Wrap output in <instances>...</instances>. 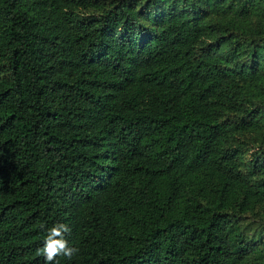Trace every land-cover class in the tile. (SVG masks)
Returning a JSON list of instances; mask_svg holds the SVG:
<instances>
[{
	"label": "trees",
	"instance_id": "1",
	"mask_svg": "<svg viewBox=\"0 0 264 264\" xmlns=\"http://www.w3.org/2000/svg\"><path fill=\"white\" fill-rule=\"evenodd\" d=\"M56 222L53 264H264V0H0V264Z\"/></svg>",
	"mask_w": 264,
	"mask_h": 264
},
{
	"label": "clouds",
	"instance_id": "2",
	"mask_svg": "<svg viewBox=\"0 0 264 264\" xmlns=\"http://www.w3.org/2000/svg\"><path fill=\"white\" fill-rule=\"evenodd\" d=\"M43 228L44 225H41ZM70 232L69 225L63 222H56L50 228L46 229L42 247L37 251L42 255L46 264H53L58 256H64L71 259L79 252V248L69 243L67 235Z\"/></svg>",
	"mask_w": 264,
	"mask_h": 264
}]
</instances>
